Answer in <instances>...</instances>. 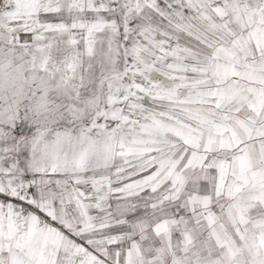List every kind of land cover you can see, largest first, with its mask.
Segmentation results:
<instances>
[{"label": "snow or ice", "instance_id": "6c2138e0", "mask_svg": "<svg viewBox=\"0 0 264 264\" xmlns=\"http://www.w3.org/2000/svg\"><path fill=\"white\" fill-rule=\"evenodd\" d=\"M0 264H264V0H0Z\"/></svg>", "mask_w": 264, "mask_h": 264}]
</instances>
